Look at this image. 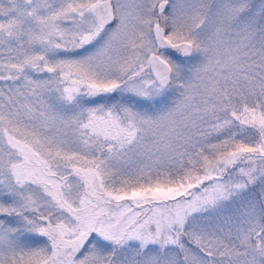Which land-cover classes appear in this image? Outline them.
Here are the masks:
<instances>
[{
    "label": "snow or ice",
    "instance_id": "snow-or-ice-1",
    "mask_svg": "<svg viewBox=\"0 0 264 264\" xmlns=\"http://www.w3.org/2000/svg\"><path fill=\"white\" fill-rule=\"evenodd\" d=\"M0 264H264V0H0Z\"/></svg>",
    "mask_w": 264,
    "mask_h": 264
}]
</instances>
